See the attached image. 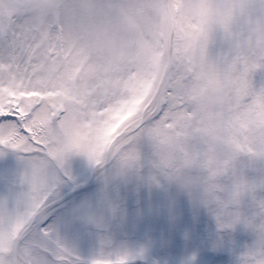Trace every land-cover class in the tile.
Listing matches in <instances>:
<instances>
[{
  "label": "snow or ice",
  "instance_id": "6c2138e0",
  "mask_svg": "<svg viewBox=\"0 0 264 264\" xmlns=\"http://www.w3.org/2000/svg\"><path fill=\"white\" fill-rule=\"evenodd\" d=\"M105 6L196 25L204 75L129 115L128 80L82 88L67 37L0 8V264H264V0Z\"/></svg>",
  "mask_w": 264,
  "mask_h": 264
},
{
  "label": "rangeland",
  "instance_id": "374dc122",
  "mask_svg": "<svg viewBox=\"0 0 264 264\" xmlns=\"http://www.w3.org/2000/svg\"><path fill=\"white\" fill-rule=\"evenodd\" d=\"M106 0H0V8L27 16L49 35L68 38L70 53L61 66L64 76L78 78L82 88L94 84L109 93L122 80L136 90V99L126 107L128 114L140 108L152 91L153 81L162 77L168 64L169 22L154 21L145 30L124 9L114 12ZM172 64L165 78L188 82L201 79L191 44L196 25L183 16L173 18ZM209 122L216 124L218 99L209 94L204 99ZM109 130L107 135H111ZM2 190V186H0Z\"/></svg>",
  "mask_w": 264,
  "mask_h": 264
}]
</instances>
